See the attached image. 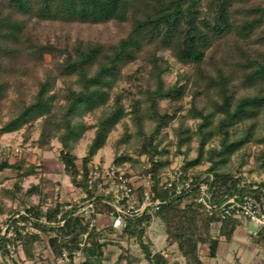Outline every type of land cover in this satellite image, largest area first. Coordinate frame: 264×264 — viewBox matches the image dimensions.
<instances>
[{
    "label": "trees",
    "instance_id": "1",
    "mask_svg": "<svg viewBox=\"0 0 264 264\" xmlns=\"http://www.w3.org/2000/svg\"><path fill=\"white\" fill-rule=\"evenodd\" d=\"M109 22L130 27L116 44L83 40L72 43L70 39H63L61 43L40 41L44 24L72 28ZM229 38L236 40V46L244 48H240L243 52L237 56V70L231 68L230 72L220 66V62L236 58L233 49H229L234 45ZM219 44L228 47L221 48V55L217 51ZM251 44L264 46V0H0V104L15 85L14 77L19 73L21 61L41 64L48 55L54 62L51 72L38 82L30 101L23 103L8 121L0 120V137L25 129L24 141L29 142L34 124L39 123L40 135L32 142V147L41 153L51 152V140L58 139L59 159L65 166L63 172L79 187L84 182L79 181L78 176L86 180L89 165L106 146L109 135L129 117L139 138L136 153L139 157L145 155L147 161L132 159L127 153L118 155L122 144L119 140L115 144L113 164L121 166L129 162L136 171L152 174L154 190L163 201L158 216L164 223L167 242L177 244L185 264H204L201 249L207 251L209 258H216L221 238L231 242L242 222L223 219L220 207L212 215L204 205L197 203L199 183L209 186V194L217 205L236 195L256 193L259 199L264 198L261 191L264 182L248 180L240 169L237 172L223 170L232 155L254 144L260 148L254 160L264 171V133L255 136L256 122L264 112V51L254 49ZM171 59L186 72L168 86L163 76L170 71ZM137 63L134 71L124 75L125 67ZM58 80L62 81L63 88L57 89ZM125 81L131 88L139 84L136 93L129 88L116 90ZM241 91L244 93L239 94ZM190 92L191 115L200 120L193 132V136L198 134L197 157L186 159L182 170L191 173L194 183L190 190L176 194L174 188L165 189L163 184V173L172 164L165 156L168 150L163 146L162 131L177 118L182 111L179 102ZM208 94L217 97L210 112L196 107L197 99ZM161 101H166L173 109L161 112ZM96 112L100 114L95 124L86 125L85 116ZM216 115L219 118L214 126ZM145 119L154 124L151 133L144 129ZM92 128L94 137L80 158L74 144ZM189 133L190 130L183 136L180 132L179 153L183 146L191 143L193 137ZM216 135L220 137L219 148L206 149ZM2 154L0 152L1 157ZM4 157L0 158V173L16 172L13 191H3L9 198L30 199L36 193L41 194L45 185L52 184L40 176L41 165L30 162V153H22L14 162ZM205 164L209 166L203 169ZM33 176L40 178L39 183L32 184L23 193V183ZM254 186L259 190H254ZM25 202L23 200L22 204ZM42 204L39 201L23 209L32 218L35 229L51 235L49 242L56 258L63 251L70 253L78 249L87 231L83 220L68 213L62 217L64 226H60L57 216L62 204L58 203L46 213L41 209ZM5 211L6 205L0 201V214ZM8 213L11 218L7 220L11 221L17 236H0V250L8 254L7 245L14 246L20 241L27 256L32 258L39 234H21L19 230L26 226L19 227L16 223H26L28 218H16L19 210ZM133 227L130 233L140 242L144 241L147 233L141 221ZM215 230L219 235L212 232ZM103 233L91 232L83 249V264H103L102 248L106 245L100 241ZM255 241L264 244V231H259ZM142 247L148 264H171L164 255L153 254L149 246L142 244Z\"/></svg>",
    "mask_w": 264,
    "mask_h": 264
},
{
    "label": "rangeland",
    "instance_id": "2",
    "mask_svg": "<svg viewBox=\"0 0 264 264\" xmlns=\"http://www.w3.org/2000/svg\"><path fill=\"white\" fill-rule=\"evenodd\" d=\"M42 29V38H40L42 43L46 41H50L52 43H61V40L63 39H70L72 43H75L77 40H83L97 42L103 45H111L118 43L121 38L125 37L130 27L129 25H121L116 22H109L100 25H75L72 28H62L58 25L51 26L44 24ZM229 40L234 44L232 47L229 46V49H233L234 57L236 58L234 60L226 59V63L220 62V66L223 70L230 72L231 68L232 71L234 69L237 70L235 65L236 62L239 61L237 56L240 54V52H243L242 50L244 48L236 46V40L231 38H229ZM223 44H227V42ZM251 46L254 49L264 51V46L261 47L252 44ZM218 47L219 49L217 51L219 52L221 51V48H228L227 46L221 47L220 44ZM240 48H242V50ZM219 54L221 55V52ZM219 58L220 56L218 55V59ZM53 63V59L48 55L45 57L44 63L41 64H36L26 60H23L19 63L20 74H15V85L8 91V96L0 104V120L2 119L4 121H8L10 116L14 114L23 103L30 101L37 90L38 82L43 81L46 73L49 71L51 72ZM170 64V71L165 73L163 76V79L168 86L176 82L179 74L186 72V69L180 64L176 63L173 59L170 60ZM137 67L138 63L128 65L123 70L124 75L131 73ZM144 83L146 84V82ZM129 85L130 83L126 81L125 83L122 82L120 87H118L116 90L129 88L133 89L132 91L136 93V91L139 89V84L137 85V88H131ZM56 87L57 89L61 87L63 88V83L61 80H58ZM243 93V91L239 92V94ZM136 98H138V95H136ZM215 101H217L216 95L210 94L207 97L198 98L196 101V107L198 109H204L210 112L212 111V105ZM190 103L191 92L188 93V95L181 102H179V105L182 106V111L178 113L177 118L170 122V124L162 131V134L165 137L163 146L168 150V155L165 156L166 159L170 160L172 166L175 164H183L185 163L186 159L191 160L197 157L198 134L193 136V132L195 133L197 130L200 120L192 117ZM124 104L126 106V101H124ZM159 105L161 112H167L173 109L167 104L166 101H161ZM126 109L129 111L127 107ZM99 114L100 112H96L93 115H86L84 118L86 125L90 127L93 126L97 121ZM218 118L219 115H216L214 126L218 123ZM256 123L257 126L255 130V136L259 137L264 133V112L258 118ZM153 126L154 124L151 120H144V129L147 133L152 132ZM188 130H190L189 134L193 138L191 143L189 145L183 146L181 148V153H179L177 151L178 137L180 132L184 136ZM135 131L136 129L134 125L132 124L130 118L127 117L125 121L119 124L117 129L109 135L106 146L97 153L93 159V162H100L105 164V166L112 164L116 154L115 144L118 143L119 140H122V144L119 147L118 155L127 153L132 159H138L140 162H143L145 155H141L139 157L136 153V149L139 144V138L136 137ZM233 132L235 134V130H233ZM24 133L25 129L1 136L0 152H2L4 156H8L11 162H14L15 159H17L24 152L30 153V162H35L38 165L40 164L42 172L44 168H48L47 165L50 166L49 168L51 171L58 169L59 161L57 162L56 159L59 158L61 150V144L59 140L56 138L52 139V151L44 154L41 153L39 149L32 147L31 145L32 142L37 140L40 135L39 123L36 122L34 124V128L30 133L29 142L24 141ZM94 133V128L89 129L83 134L82 139L74 144V148L78 157L82 158L85 155L87 145L93 139ZM219 142L220 137L216 135L214 139L208 143L206 149H218L220 146ZM259 149L260 148L257 145L252 144L246 148H243L241 151L236 152L234 155H232L230 163L225 166L223 170L227 169L237 172V170L240 169V171H242L243 175L248 180L263 183L264 171L254 160V157ZM186 153L188 155H186ZM4 156H0V158H5ZM145 159L147 158L145 157ZM47 161H50L51 164L46 163ZM241 165L243 166L241 167ZM124 166L128 171L133 170L136 172V169L131 163L128 162ZM208 166L209 164H205L202 167L205 169V167ZM15 176V170H6L3 173H0V201L6 205L7 209V211H5L3 214H0V236H2L3 228L5 227L7 219L10 217L8 212L12 210H21L25 207V205H37L39 200L43 202L44 205L48 202V193H52V189L55 190L59 188L58 186L60 185V187H62V184L58 182L56 183L54 181L62 182L65 187H69L70 183L63 174H56L53 175V179H51L52 181L49 180V182L51 181L52 184L45 185L41 194L36 193L35 196L30 199H21L20 197H16L13 200L9 198V196H6L3 191H13V186L16 182ZM38 176H33L23 183V193H25L32 184L39 183L40 178ZM23 200L26 201L25 205L22 204ZM254 231L256 230L253 224L245 223V225H241L236 229L231 242H226L223 238H221L218 255L214 259L209 258V256H207V251H203L204 249H201V258L204 261V264H264V244H258L255 241L257 236L255 237L251 235ZM212 232L219 235L218 230ZM25 233L39 234V238L35 240V244L33 246V257L29 258L27 256L23 245L20 241H18L16 245H10V251L13 255V258L8 256L10 253L8 255H3L1 252L2 255L0 258V264H63L59 261V258H56L55 253L50 245L49 240L51 235L39 232L37 229H35V232H33L30 228L28 231L25 230ZM101 236L102 238L100 241L106 243V245L102 248L103 264H148L142 244L149 246L150 251L153 254L158 253L164 255L171 264H185V258L182 252L178 249L177 244L172 245L167 242L164 223L161 221V219L153 227V229L150 230L149 235L144 239V241L141 242L134 239H128V241L120 240L112 234L110 235V233H103Z\"/></svg>",
    "mask_w": 264,
    "mask_h": 264
},
{
    "label": "built area",
    "instance_id": "3",
    "mask_svg": "<svg viewBox=\"0 0 264 264\" xmlns=\"http://www.w3.org/2000/svg\"><path fill=\"white\" fill-rule=\"evenodd\" d=\"M145 157L143 162L147 161ZM64 167L61 164L62 170H64ZM78 179L84 182V185L77 187L71 183L65 199H61L60 189L57 188L53 193H48V202L41 206L42 211L46 213L47 210L61 203L62 209L57 216V223L60 226L65 224V220L62 217L70 213L73 217L81 218L87 227V231L82 235L79 248L70 253L63 251L58 257L61 263L83 264V249L90 240L91 232L94 230L110 233V235L112 234L120 240L128 241V239H134L137 241V236L130 232H133V226L138 221H141V227L146 230L147 236L150 230L160 221L158 212L163 201L158 198L154 190V180L151 173L128 171L124 165L117 166L112 163L105 166V164L100 162H92L89 165L86 180L82 181L81 175L78 176ZM193 183L194 178L191 173H184L182 164L171 165L163 173L164 188H174L176 194L190 190ZM197 188V203L204 205L210 214L213 215L214 210L220 207L223 219L234 218L240 220L242 225H245V223L253 224L256 231L252 232V236L256 237L259 231H264L263 197L259 199L256 193L236 195L226 200L223 204L217 205L214 204L212 196L209 194V186L207 184L199 183ZM253 189L259 190V187L254 186ZM261 191L264 193V189ZM27 208H30V206L28 205ZM21 216H26L28 221L26 223L18 221L16 223L17 226H26V231L30 228L35 232L33 220L24 209L19 210L16 218ZM41 220L46 223L44 218ZM130 225L132 227L129 229ZM25 230L20 229L19 231L21 234H25ZM127 230L130 231L126 232ZM126 233L132 235H126ZM2 236H7V238H15L17 236L11 221L7 220ZM7 249L8 254H10H4L0 250V258L1 252L3 255L13 258L10 244L7 245Z\"/></svg>",
    "mask_w": 264,
    "mask_h": 264
},
{
    "label": "crops",
    "instance_id": "4",
    "mask_svg": "<svg viewBox=\"0 0 264 264\" xmlns=\"http://www.w3.org/2000/svg\"><path fill=\"white\" fill-rule=\"evenodd\" d=\"M47 153H49V152H47ZM47 153H44V154H47ZM57 160V162H58V164H59V167H58V169H55V170H53V171H51L50 170V166L49 165H47L48 166V168H44L43 169V172H42V175H40L41 177H44V178H48L49 180H51V179H53V175H56V174H63L67 179H68V181L70 182L69 183V187H65V185L62 183V182H60V181H54V182H58V183H60V184H62V187H60V186H58L59 187V189H60V193H61V196H62V198L61 199H65L66 197H67V193L69 192V190H70V184H71V181H70V179L68 178V176H66L65 174H64V172H63V170L61 169V162H60V159L58 158V159H56ZM31 161V160H30ZM35 161V160H34ZM46 163H48V164H51L50 163V161H47ZM44 166H45V161H44ZM52 181V180H51ZM63 188V189H62ZM53 191H54V189H52V193H53ZM35 196V195H34ZM64 196V197H63ZM32 198V197H31ZM40 198V197H39ZM40 201V200H39Z\"/></svg>",
    "mask_w": 264,
    "mask_h": 264
}]
</instances>
